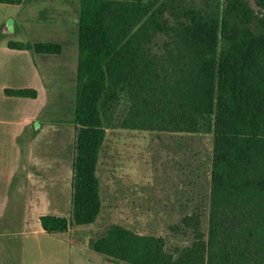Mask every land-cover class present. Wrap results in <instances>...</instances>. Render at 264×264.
<instances>
[{"label": "trees", "instance_id": "1", "mask_svg": "<svg viewBox=\"0 0 264 264\" xmlns=\"http://www.w3.org/2000/svg\"><path fill=\"white\" fill-rule=\"evenodd\" d=\"M224 1L209 13L188 7L176 14L173 0H80L70 218L41 217L46 233L61 235L98 218L107 129L205 132L212 148L206 234L198 216H187L183 235L191 229L192 239L173 244L113 225L88 247L118 264H264V15L255 16L245 0ZM254 2L264 11V0ZM160 34L172 47L161 56L149 47ZM8 48L61 53L54 43Z\"/></svg>", "mask_w": 264, "mask_h": 264}, {"label": "crops", "instance_id": "2", "mask_svg": "<svg viewBox=\"0 0 264 264\" xmlns=\"http://www.w3.org/2000/svg\"><path fill=\"white\" fill-rule=\"evenodd\" d=\"M79 6L80 0L0 3V264H118L91 251L90 239H83L79 227L51 235L40 224L43 216L70 218L75 134L71 107L65 122L57 117L64 113L58 103L68 100L74 109ZM9 42L54 43L61 53L11 50ZM67 52H72L75 65L69 87L59 90L53 65ZM6 89H32L37 96L7 97Z\"/></svg>", "mask_w": 264, "mask_h": 264}, {"label": "rangeland", "instance_id": "3", "mask_svg": "<svg viewBox=\"0 0 264 264\" xmlns=\"http://www.w3.org/2000/svg\"><path fill=\"white\" fill-rule=\"evenodd\" d=\"M173 1L176 14L179 8L188 7L209 13L225 3L224 0ZM245 1L255 16L264 15L254 0ZM166 21L169 26L176 25L172 16L167 15ZM149 47L152 53L160 56L172 48L169 37L163 34L156 35ZM65 55L66 58H59L53 65L58 70L54 86L59 90L69 87L67 79L72 65H75L72 52ZM0 56L2 76L4 52H0ZM75 62L77 64V51ZM58 107L64 110L58 119L67 120L70 107L73 117L70 101L65 100L63 105L58 103ZM211 157V134L205 132L186 134L107 129L97 174L102 210L90 228H78L84 232L83 239L102 237L110 226L120 225L134 233L164 237L176 244L180 239L193 238L191 229L185 230L187 235H183L182 220L187 216H198L200 230L206 234ZM175 226L181 231H172Z\"/></svg>", "mask_w": 264, "mask_h": 264}]
</instances>
